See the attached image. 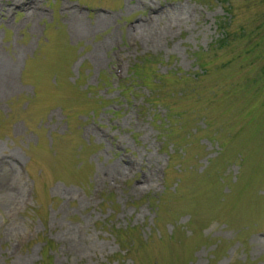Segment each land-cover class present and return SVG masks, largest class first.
<instances>
[{
	"label": "rangeland",
	"instance_id": "rangeland-1",
	"mask_svg": "<svg viewBox=\"0 0 264 264\" xmlns=\"http://www.w3.org/2000/svg\"><path fill=\"white\" fill-rule=\"evenodd\" d=\"M0 264H264V0H0Z\"/></svg>",
	"mask_w": 264,
	"mask_h": 264
},
{
	"label": "bare ground",
	"instance_id": "bare-ground-1",
	"mask_svg": "<svg viewBox=\"0 0 264 264\" xmlns=\"http://www.w3.org/2000/svg\"><path fill=\"white\" fill-rule=\"evenodd\" d=\"M15 3V2H14ZM12 4V3H11ZM28 4V3H27ZM32 7V6H31ZM23 8H25V7H23Z\"/></svg>",
	"mask_w": 264,
	"mask_h": 264
},
{
	"label": "trees",
	"instance_id": "trees-1",
	"mask_svg": "<svg viewBox=\"0 0 264 264\" xmlns=\"http://www.w3.org/2000/svg\"><path fill=\"white\" fill-rule=\"evenodd\" d=\"M220 27V26H219Z\"/></svg>",
	"mask_w": 264,
	"mask_h": 264
}]
</instances>
